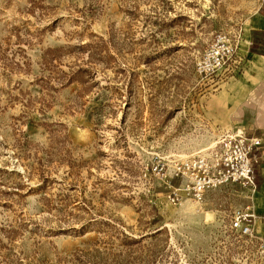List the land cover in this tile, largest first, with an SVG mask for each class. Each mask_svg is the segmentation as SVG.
<instances>
[{
  "label": "rangeland",
  "instance_id": "rangeland-1",
  "mask_svg": "<svg viewBox=\"0 0 264 264\" xmlns=\"http://www.w3.org/2000/svg\"><path fill=\"white\" fill-rule=\"evenodd\" d=\"M263 6L0 0V264H264L260 241L228 232L247 190L189 214L153 171L228 128L209 105L245 71L240 43L235 74L203 80L195 64Z\"/></svg>",
  "mask_w": 264,
  "mask_h": 264
},
{
  "label": "built area",
  "instance_id": "built-area-1",
  "mask_svg": "<svg viewBox=\"0 0 264 264\" xmlns=\"http://www.w3.org/2000/svg\"><path fill=\"white\" fill-rule=\"evenodd\" d=\"M241 34L231 36L220 33L195 64L196 75L203 80H216L227 74L240 71L239 56ZM261 138L244 133L222 132L216 135L213 148L175 163L171 173L166 164L158 160L153 167L156 176L164 185L167 200L174 206L190 203L201 209L210 192L228 186H239L249 192L248 198L258 190L256 166L260 158L255 152L261 148ZM179 182L174 186V181ZM258 215L251 204L231 213L228 232L248 241L264 240L259 237L256 224Z\"/></svg>",
  "mask_w": 264,
  "mask_h": 264
},
{
  "label": "crops",
  "instance_id": "crops-1",
  "mask_svg": "<svg viewBox=\"0 0 264 264\" xmlns=\"http://www.w3.org/2000/svg\"><path fill=\"white\" fill-rule=\"evenodd\" d=\"M252 25L251 30H245L240 42V51L247 62L245 71L220 86L209 109L219 121L228 124V128L219 129V133H244L261 138L263 142L255 152L260 158L256 166L258 190L249 198V204L259 217L256 224L258 234L264 235V8L255 15ZM253 44L256 53L251 55Z\"/></svg>",
  "mask_w": 264,
  "mask_h": 264
},
{
  "label": "bare ground",
  "instance_id": "bare-ground-1",
  "mask_svg": "<svg viewBox=\"0 0 264 264\" xmlns=\"http://www.w3.org/2000/svg\"><path fill=\"white\" fill-rule=\"evenodd\" d=\"M214 145H215V143H214ZM207 150H208V149H207ZM205 151H206V150H205ZM185 204H186V203H185ZM185 204L182 205V206L184 207V210H185V211L189 212V214H190V213H192V214L195 213V209H194V207H192L191 205H187V204H186V205H187V206H186Z\"/></svg>",
  "mask_w": 264,
  "mask_h": 264
},
{
  "label": "trees",
  "instance_id": "trees-1",
  "mask_svg": "<svg viewBox=\"0 0 264 264\" xmlns=\"http://www.w3.org/2000/svg\"><path fill=\"white\" fill-rule=\"evenodd\" d=\"M255 53H256V49H255V46L253 44L252 47H251V50H250V54L252 55V54H255Z\"/></svg>",
  "mask_w": 264,
  "mask_h": 264
}]
</instances>
